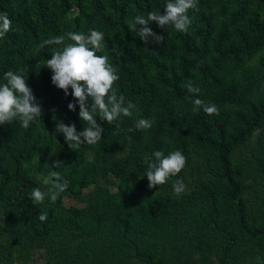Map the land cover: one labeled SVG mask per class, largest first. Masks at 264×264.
Listing matches in <instances>:
<instances>
[{
  "label": "trees",
  "instance_id": "1",
  "mask_svg": "<svg viewBox=\"0 0 264 264\" xmlns=\"http://www.w3.org/2000/svg\"><path fill=\"white\" fill-rule=\"evenodd\" d=\"M166 2L0 0L12 21L0 39V84L27 66L43 113L27 129L19 120L0 125V264H264V0H198L186 33L152 22L164 40L145 44L129 24L163 14ZM90 30L104 33L97 55L117 68L113 87L136 108L113 124L97 112L102 139L72 150L56 123L77 132L85 123L78 104L68 110L71 89L65 96L46 67L52 48L71 41L39 45ZM195 98L219 114L194 113ZM138 119L152 127L129 133ZM157 150L182 151L186 166L150 189L145 174ZM55 161L68 188L35 205L31 190L47 191ZM177 179L186 185L180 195Z\"/></svg>",
  "mask_w": 264,
  "mask_h": 264
},
{
  "label": "clouds",
  "instance_id": "2",
  "mask_svg": "<svg viewBox=\"0 0 264 264\" xmlns=\"http://www.w3.org/2000/svg\"><path fill=\"white\" fill-rule=\"evenodd\" d=\"M198 0H167L163 14L159 10L150 11L147 16L137 15L129 24L131 31H137L138 37L148 44V38L159 44L164 36L155 34L149 25L155 22L160 28L172 27L178 32H187L192 24L188 12L195 9ZM12 21L7 12H0V39L11 31ZM139 26V27H137ZM65 37L71 41L63 48H52L51 59L46 60V67L52 71V84L62 90L65 96L69 88L76 103L67 105L69 111H75L79 106L78 116L85 123L82 131L77 132L75 124L65 125L56 123V133L63 135L65 142L72 150L83 144L93 145L102 139L104 128L97 122L99 118L109 124L116 123L122 116L131 117L136 106L126 101L124 95L117 94L113 85L119 80L117 68L109 62L108 56L97 55L104 48V33L90 30L87 34L82 32H68L65 35L55 36L44 40L39 47L59 46L64 44ZM115 48V46H114ZM24 69L7 71L0 84V125L10 124L19 120L21 126L29 128L31 123L42 116V108L37 102L32 89L25 79ZM187 91L198 97L199 88L192 81L186 85ZM89 101L91 103H89ZM192 111L202 110L208 115H218L219 109L215 104L205 103L199 98L192 100ZM151 119H138L134 127L128 128L129 133L136 130H147L152 127ZM117 126H119L117 124ZM154 162L150 163L146 171L148 187L154 188L164 185L170 177H175L186 166V157L180 150H173L167 155L161 150L153 153ZM62 167V162L55 161L48 172V180L52 181L47 191L33 188L29 198L33 204H43L46 197L57 199L68 188V182L60 173L53 170ZM173 190L180 195L186 190L181 179L174 181ZM40 221L48 219L47 211L40 209L37 215Z\"/></svg>",
  "mask_w": 264,
  "mask_h": 264
},
{
  "label": "rangeland",
  "instance_id": "3",
  "mask_svg": "<svg viewBox=\"0 0 264 264\" xmlns=\"http://www.w3.org/2000/svg\"><path fill=\"white\" fill-rule=\"evenodd\" d=\"M65 204H66V205L83 206V204L76 203L75 201L70 200V199H66V200H65Z\"/></svg>",
  "mask_w": 264,
  "mask_h": 264
}]
</instances>
